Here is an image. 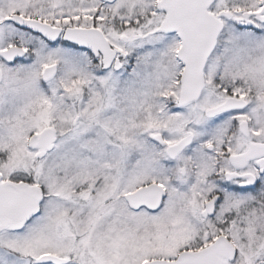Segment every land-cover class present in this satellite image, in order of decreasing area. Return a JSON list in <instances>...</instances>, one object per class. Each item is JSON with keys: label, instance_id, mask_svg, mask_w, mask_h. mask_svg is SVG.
I'll return each instance as SVG.
<instances>
[{"label": "snow or ice", "instance_id": "1", "mask_svg": "<svg viewBox=\"0 0 264 264\" xmlns=\"http://www.w3.org/2000/svg\"><path fill=\"white\" fill-rule=\"evenodd\" d=\"M0 264H264V0H0Z\"/></svg>", "mask_w": 264, "mask_h": 264}]
</instances>
